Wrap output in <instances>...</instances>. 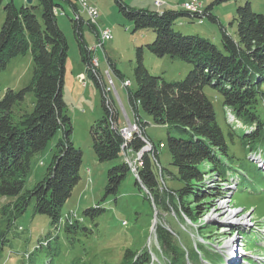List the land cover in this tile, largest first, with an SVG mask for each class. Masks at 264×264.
<instances>
[{
    "label": "trees",
    "instance_id": "obj_1",
    "mask_svg": "<svg viewBox=\"0 0 264 264\" xmlns=\"http://www.w3.org/2000/svg\"><path fill=\"white\" fill-rule=\"evenodd\" d=\"M65 1L74 13L72 20L82 40L85 23L96 32L98 39L97 27L79 14L77 0ZM115 1L120 12L135 24V30L146 28L154 31L156 38L147 45L152 53L158 57L180 59L191 64L192 69L184 79L166 81L163 76L149 72L144 63V49L137 48V88L131 90L127 87V99L137 115L141 134L134 132L130 139H126L122 133L124 126L120 124V108L107 94L112 90H108L102 82L98 71L100 65L95 68L91 63L92 53L99 48L91 50L80 43L86 74L104 85L103 107L106 113L98 125L92 128L94 151L101 162L118 161L108 171L106 193L117 194L121 184L132 177L151 207L153 203L156 210L167 211L170 207L178 218L186 215L193 222V217L203 212L202 201L213 193H219L215 189L202 188L208 168L223 170V158L229 156L227 134L219 123L213 102L205 93L206 87L218 92L223 105L229 107L241 121V125L237 126L227 118L229 136L240 137L249 152L263 149L264 122L258 108L264 95L261 91L264 82V14L254 12L250 1L240 6L236 34H229L223 28L222 46L219 47L208 38L196 34L186 35L175 29L176 21L185 15L201 20L207 15L216 21L208 9L200 12L188 11L189 8L164 11L158 8L134 9L123 0ZM226 1L230 0L215 2ZM3 2L0 0V8ZM39 5L42 9L40 16L33 4L18 8L11 1L4 7L6 19L0 30V73L12 58L28 52L32 54L33 69L31 81L24 88L8 89L0 95V196L14 199L4 209V213L10 210L13 219L24 214L33 203L36 214L48 216L54 227H58L62 222H67L63 208L80 182L83 152L70 139L73 128L66 113L67 104L63 94L69 47L58 25L59 15L55 14V8L60 12L62 9L64 13L65 10L57 0H40ZM106 42L101 48L104 51ZM105 56L109 67H113L118 77H121V72L116 70L106 51ZM85 82L82 84L86 87V78ZM29 93L35 98L30 112L22 109ZM18 109H21L20 114ZM141 110L150 115L155 124L166 125L171 129L172 132L168 133L170 164L177 169V174L162 165L157 146L145 134ZM60 131L64 137L58 142L57 152L44 178L33 189L25 191L33 157L45 149ZM147 142L152 145L151 150L143 153L133 169L126 155L139 154ZM160 147L163 148L164 144L161 143ZM165 172L175 176L182 183L181 187L167 186ZM142 185L149 190V194ZM186 196L196 198V213L190 204L185 203ZM105 211L100 205L88 208L83 211L82 218L91 222L89 217L94 219ZM80 220V217H72L69 222L71 225L65 226L64 237L70 246L80 242V235L90 237L93 233L92 226L96 224L92 222L93 225L87 227ZM156 236L167 258L166 264H184L186 258H190V254L186 255L172 233L162 224L157 226ZM0 238L1 248L7 241L5 237ZM59 239L58 234L53 238L49 236L41 239L36 250H42L45 246L51 249L53 240L56 243L54 252L58 255L63 245ZM43 240H46L45 243ZM197 252L196 255L200 250ZM151 257L146 249L134 252L128 248L119 264H149ZM69 264L100 263L95 258L83 260L79 256Z\"/></svg>",
    "mask_w": 264,
    "mask_h": 264
},
{
    "label": "rangeland",
    "instance_id": "obj_2",
    "mask_svg": "<svg viewBox=\"0 0 264 264\" xmlns=\"http://www.w3.org/2000/svg\"><path fill=\"white\" fill-rule=\"evenodd\" d=\"M11 1L18 8L27 5L26 0H4L0 8V30L6 19L4 7ZM96 1L100 11L99 25L102 28L111 29L113 34V38L105 44V51L122 76L118 77L113 67H109L103 49L99 48L93 52L92 57H97L100 60L98 71L102 76L103 84L108 87L110 86L109 78L113 79L115 86H112L113 90L107 94L115 100L118 107L122 103L126 110V112L121 111L120 124L129 129L128 131L135 132L137 115L128 103L127 87L123 85V82L130 80V89L135 90L137 88L135 77L137 48L142 47L144 49V63L149 72L153 75L163 76L166 81L184 79L191 71L192 65L170 56H156L147 46L156 38L152 29L135 30V24L120 12L119 5L115 0ZM123 1L134 9H157L154 6V0ZM160 1L164 3L160 8L162 11L184 10L182 6L186 2L197 1L202 3L201 10L208 9L215 16L216 21L207 15L203 20L185 15L176 21L175 29L186 35L196 34L208 38L219 47L222 46L223 28L229 34H236L237 12L240 6H244L247 1H250L254 12L264 14V0H230L222 3H216V0ZM57 3L65 10L63 13L61 9V13L57 16L58 25L64 33L69 47L63 94L67 104L66 113L71 119L73 128L70 139L75 147L83 152L81 179L63 208L67 222H62L58 227H54L48 216L36 214L33 203L24 214L13 219L10 210L4 213V209L6 205L13 203L14 199L0 196V237H5L7 241L0 248V264H69L72 259L79 256L83 260L95 258L100 264H119L128 248L134 252H141L146 249L152 256L149 264H166L167 258H165L156 236V228L159 224H162L167 230L170 229L178 245L185 250L186 255L190 254V258L187 257L184 264H205L207 261L215 264H248V261L247 263L244 262V258L246 260L247 257L257 259L262 257L260 261L263 262L264 246H260L257 241L258 237L262 236L261 244L264 245V171L249 160V149L242 143L240 137H236L235 134L233 138L229 136V128L226 127V124L228 121L230 122V116L234 113L229 107L223 105L220 94L211 87H206L205 93L213 102L219 123L227 134L229 156L223 158L226 163L224 169L230 168L234 175L238 174L240 177L238 185H233L229 181L225 183L224 180L218 179L224 178L223 172L225 170H221V172L208 168L202 188L215 189L219 193H213L212 196L202 201L203 208L201 210L203 212L200 216L196 214L193 217L195 224L188 221L189 217L186 215L178 218L179 216L170 207L167 211L164 209L156 210L154 206L151 207L149 201L144 199L143 194L139 192L132 177H128L121 184L117 194L108 195L106 193L108 171L117 165L118 161L101 162L96 157L91 132L92 128L98 125L106 113L103 107L104 85L99 81L96 82L92 75L86 74V66L82 60L80 48L81 44L90 48L94 47L98 41L97 35L85 23L82 30L84 35L82 40L74 26L72 20L74 13L68 2L57 0ZM39 4L40 0L33 1L38 16L41 15L42 11ZM83 16L87 21V15L83 14ZM32 69L31 52L12 58L6 69L0 73V95L2 96L8 89L20 90L24 88L31 81ZM107 70L110 71V74L107 73ZM83 77L88 83L86 87L83 85L86 84L85 80H82ZM261 91L264 93V82ZM34 100V95L29 93L22 104V109L30 112L34 106ZM17 111L18 114L21 113V109ZM258 113L264 122V95L260 101ZM140 115L145 124L146 136L159 150L162 165L173 174H177V169L170 164L168 133L172 132L171 129L166 125L155 124L152 117L142 110ZM231 122L236 125L235 120H231ZM136 123L139 125L138 122ZM63 137L64 134L60 131L45 149L33 157L31 173L26 181L25 191L33 189L44 178L57 152L58 142ZM130 138L128 137V139ZM161 143L164 144L163 148L160 147ZM145 146L148 147L149 144ZM262 148L264 149V143H262ZM253 153L254 151L251 150L250 154ZM141 156L140 154H128L126 160L135 169L136 162H139ZM164 177L167 186L181 187L182 183L175 176H170L168 172H165ZM185 203L190 204L196 213L198 202L194 196H186ZM98 205L105 208L106 211L94 219L89 217L88 220L91 222L84 221L82 218L83 211ZM155 212H157L156 216ZM231 213H233V217ZM201 216L206 219V223L199 219ZM72 217H80V222H84L87 227L93 225L92 222L96 224L95 227L92 226L94 229L91 236L80 235V242H76L75 246H70L64 237L65 226L71 225L69 222ZM242 224L247 225L244 226L247 227V230L245 229L243 234L241 233L246 241V252L243 258L242 249L244 246L242 244V247L238 245L242 248L241 250L236 249V244L233 246L228 244L242 241V237L238 235L240 233L237 232ZM257 232L263 233L257 235ZM57 234L60 237V243L63 244L58 255L54 252L56 243L53 240L51 249L45 246L42 250H36L39 240L47 239L49 236L53 238ZM43 241L45 243L46 240ZM199 241L205 243L202 244ZM197 243H199L200 256L199 254L196 255L198 253ZM232 248L233 253L236 252L237 254L235 260H230L228 263V256L232 253L230 251ZM50 250L52 253L49 254ZM216 252L221 253L222 256ZM252 258L248 260L256 264Z\"/></svg>",
    "mask_w": 264,
    "mask_h": 264
},
{
    "label": "built area",
    "instance_id": "obj_3",
    "mask_svg": "<svg viewBox=\"0 0 264 264\" xmlns=\"http://www.w3.org/2000/svg\"><path fill=\"white\" fill-rule=\"evenodd\" d=\"M77 5H78V9H79V14L80 13L82 15L86 14L89 22L91 24H94L98 29V33H97L98 34V41L96 42L94 47H91L90 49L96 50L98 48H103L104 43L109 40V34H112V33L110 32L109 28H102L99 25V23H98V16L100 14L99 9L95 5L91 4L89 0H77ZM154 5H155V7L158 8V10H160V8L164 5V3L161 2L160 0H154ZM182 7L183 8H191V12H196V11L200 12L202 9V3L195 2V1L186 2L185 4H183ZM60 13H61L60 10L58 8H55V14L59 15ZM91 63H92L93 67H95V68L98 67L100 65L99 58L93 57ZM107 73L110 74V71L107 70ZM82 80H85V77H83ZM109 84H110V86L108 87V90H113L112 86H115V85H114L113 79L111 77L109 78ZM123 85L125 87H128V81L125 80L123 82ZM119 108H120V111L126 112L122 103H121V106H119ZM135 125H136L135 126V128H136L135 132L141 134L139 125L136 122H135ZM128 130L129 129H127L126 127L123 128V130H122V133H123V135L126 136V137L124 136L126 139H128V137H132V135H133V131H131V130L128 131Z\"/></svg>",
    "mask_w": 264,
    "mask_h": 264
},
{
    "label": "bare ground",
    "instance_id": "obj_4",
    "mask_svg": "<svg viewBox=\"0 0 264 264\" xmlns=\"http://www.w3.org/2000/svg\"><path fill=\"white\" fill-rule=\"evenodd\" d=\"M197 2V1H196ZM77 6V5H76ZM185 10H188L187 8H184ZM188 11H191V8H189V10ZM110 32L112 33V31H111V29H110ZM113 38V34H109V40H111ZM128 81V87H130L131 86V81L130 80H127ZM248 133V132H247ZM218 179H222V180H224V182L225 183H227L228 181L230 182V183H232L233 185H234V183L232 182V181H230V180H227V179H224V178H218ZM239 179V178H238ZM223 182V183H224ZM222 205H224V204H222ZM231 216L233 217L234 215H233V213H231ZM244 226H247V225H243L242 224V226H240L239 228L240 229H242V228H244ZM240 229H238L237 230V232H239L240 233ZM240 237H241V235L240 234H238ZM262 237V236H261ZM236 244V245H235ZM241 244H242V246H243V243H242V241H238V242H236V243H234L233 245H235V247H236V249L238 250V249H242V248H240V247H242L241 246ZM238 245H240V247H238ZM238 247V248H237ZM234 254H237L236 252H234ZM230 261H228V263H229Z\"/></svg>",
    "mask_w": 264,
    "mask_h": 264
},
{
    "label": "water",
    "instance_id": "obj_5",
    "mask_svg": "<svg viewBox=\"0 0 264 264\" xmlns=\"http://www.w3.org/2000/svg\"><path fill=\"white\" fill-rule=\"evenodd\" d=\"M33 1L34 0H26V3L28 4V5H32L33 4ZM151 150V147L150 146H148V147H144L140 152H139V154L140 155H143V153L144 152H149ZM142 157V156H141ZM142 187H143V189L149 194V190L146 188V187H144L143 185H142ZM154 202V201H153ZM153 205L155 206V204L153 203ZM156 214H157V212H155V216H156ZM154 216V217H155ZM201 221H204V223H206V219L203 217V216H201L200 218H199ZM188 221H190L191 223H193L192 222V220L191 219H189L188 218ZM193 224H195V223H193ZM233 224V223H232ZM170 232H171V230L170 229H168ZM228 244H230L229 246H233V242H231V243H228ZM228 251H229V249H228ZM230 251H232V249H230Z\"/></svg>",
    "mask_w": 264,
    "mask_h": 264
},
{
    "label": "crops",
    "instance_id": "obj_6",
    "mask_svg": "<svg viewBox=\"0 0 264 264\" xmlns=\"http://www.w3.org/2000/svg\"><path fill=\"white\" fill-rule=\"evenodd\" d=\"M90 2H91L93 5L97 6L98 9H99V4H98V2H97L96 0H90Z\"/></svg>",
    "mask_w": 264,
    "mask_h": 264
},
{
    "label": "clouds",
    "instance_id": "obj_7",
    "mask_svg": "<svg viewBox=\"0 0 264 264\" xmlns=\"http://www.w3.org/2000/svg\"><path fill=\"white\" fill-rule=\"evenodd\" d=\"M136 122H137V121H136ZM133 133H134V132H133ZM147 144H149V146L152 147V145H151L149 142H147Z\"/></svg>",
    "mask_w": 264,
    "mask_h": 264
}]
</instances>
